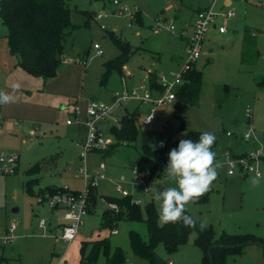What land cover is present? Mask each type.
Returning <instances> with one entry per match:
<instances>
[{"label":"rangeland","instance_id":"1","mask_svg":"<svg viewBox=\"0 0 264 264\" xmlns=\"http://www.w3.org/2000/svg\"><path fill=\"white\" fill-rule=\"evenodd\" d=\"M123 1L131 7H139L141 20L131 19L128 14L114 13L112 0H69L71 7L77 5L94 11L92 18H95L91 26L83 25L78 29L77 48L71 51L69 39L64 53L65 58L73 59L71 64L64 65L69 66V71L75 65L85 68V64L76 62L77 53L85 56L83 58L88 57L85 76L74 78L72 75L70 82L62 78L50 85V90L53 88L55 92L65 89L70 95H76L70 98L72 102L78 101L75 106L80 105V97L110 101L113 95L111 91L122 88L123 84L129 88L139 87L142 82H148V72L177 68L180 56L186 55L185 40L179 30L169 32L163 29L155 32V17H168L166 24L173 19L180 29L198 8L208 5L210 0ZM103 8L107 14L96 18L97 12ZM216 8L233 10L235 13L224 19L228 26L226 32L209 29L203 54L194 63L195 68L202 73L198 103L192 105L175 101L158 106L156 118L151 125L146 126L142 120L149 113L150 106L130 101L119 111V115H137L136 139L119 144L117 151L112 153H90L87 159L89 171L92 173L95 169H102L108 176L107 179L98 180L97 186L93 187L99 197L119 196L118 186H122L141 200L140 207L146 213L149 202L157 209L160 207L161 202L154 199L157 191L175 187L176 184L168 178L165 171L167 163L154 157L142 159L144 145L154 147L162 138H170L176 141L178 147L181 139H187L189 130L210 132L217 138L215 153L219 165L218 178L205 194L207 198L201 197L195 203L188 204L187 212L199 222L206 221L217 236L223 230L230 234L251 232L264 240V176L229 175L228 166L224 163L226 151L249 154L264 148V0H230L229 4L226 0H218ZM72 16L74 22L81 19L75 12ZM218 21L222 22L223 18L220 17ZM102 24L105 28L101 27ZM188 30H191V26ZM111 32L119 41L129 44L132 56L125 64V69L122 72L113 71L104 84V63L119 54L118 47L110 38ZM6 33L7 27L0 16V38ZM95 43L101 44L102 55L96 54ZM36 80L39 83L29 96L31 99L56 97L47 95V91L45 95L41 93V82L44 80ZM70 111L71 106L61 111L62 117L57 124L41 123V129L36 128L38 136H32L34 142L31 146L23 142L26 134L22 130L11 134L0 128V148L21 153L18 173L0 178V228L13 221L18 223L14 232L15 240L0 247V264H109L116 256L117 248L123 253V264H151L149 259L134 253L130 239V233L134 231L148 242L147 222L144 219L132 220L117 212L108 213L110 217L104 219L103 212L108 204L100 198L91 200L93 208L83 216L79 234L72 242H58L51 237L54 233L50 229L53 224H57L58 219L45 203L47 198L64 186L73 191L85 187L83 174L78 169L80 140L73 126L65 125ZM38 124L34 122L31 129ZM51 130L54 132L51 133ZM44 131L47 132L45 136ZM105 131L112 135L108 125ZM228 132L232 135H227ZM246 133L252 136L245 139ZM38 160H41L40 182L33 185L30 195L25 191V169ZM135 166L152 183L150 191L135 181ZM261 167L264 172L263 163ZM149 176L153 179H149ZM254 182H257L256 186ZM48 185L56 186L46 187ZM38 198L41 202H38ZM60 213L62 218L63 211L60 210ZM42 219L47 221L44 229L39 227ZM113 228H117L116 234L112 233ZM195 238L196 232L191 233L188 243L172 253H168L163 244L157 247L156 252L167 262L172 259L174 264H203V252L195 245ZM97 241L103 242L97 259H83L82 248L86 257ZM105 242L109 243L108 248L103 245ZM263 250L261 244L245 245L227 254V264H264Z\"/></svg>","mask_w":264,"mask_h":264},{"label":"trees","instance_id":"2","mask_svg":"<svg viewBox=\"0 0 264 264\" xmlns=\"http://www.w3.org/2000/svg\"><path fill=\"white\" fill-rule=\"evenodd\" d=\"M74 10L70 6L69 0H0V16L4 25L7 27V38L11 52L18 56L19 64L29 73L41 76L48 80L57 74L58 68L64 59V53L68 40L74 44V31L81 24L75 23L71 19V13ZM84 12L89 18H92L93 11L88 9H78ZM138 19L141 20V11L138 13ZM112 42L118 47L119 54L104 63L105 73L102 75V83H106L113 71H123V66L131 59L132 52L128 43L119 41L113 32L110 33ZM134 53V52H133ZM157 73L149 72L148 80L152 86L157 85ZM186 82L176 90L177 101L196 105L199 99V92L202 83V73L194 68L186 76ZM137 116L134 114H123L120 119V126L112 128V134L117 138L118 143L111 145L109 148L100 150L107 154L117 151L120 142L134 141L138 134ZM205 131L189 130L187 139L197 141L199 136ZM164 146L160 147V142ZM177 147L175 140L162 138L156 146L144 145L142 159L151 157L168 163V153L172 148ZM217 138L213 145V151L216 152ZM40 171V165L30 167L27 172L35 174ZM149 179L153 177L149 176ZM37 178L27 181V192L31 193L33 182ZM90 200L97 201L98 194L94 188L90 189ZM108 201L116 202L121 210L118 214L132 220L144 219L148 225V242L143 241L141 236L132 231L130 233L131 244L135 254L149 259L151 264H157L155 253L157 247L163 244L168 253L177 251L181 246L186 245L191 233L196 232L195 245L202 252L203 264H227V254L235 251L240 247L248 245L249 242H260L264 247L263 238H259L253 233L230 234L225 230L217 236L212 226H207L204 231L199 228L200 222L196 221V227H185L182 222L168 223L163 227L158 224L157 208L151 202L146 206V213L141 209L140 204L132 203L131 197L105 196ZM202 198H207L205 195ZM110 208L103 212L106 219L112 213ZM104 241V240H100ZM103 242L97 241L90 254L85 257L84 248H82L83 259L96 260L98 252ZM106 248L109 243L103 244ZM264 251V250H263ZM120 248L116 250V256L109 264H123L124 258ZM171 260V259H170Z\"/></svg>","mask_w":264,"mask_h":264},{"label":"built area","instance_id":"3","mask_svg":"<svg viewBox=\"0 0 264 264\" xmlns=\"http://www.w3.org/2000/svg\"><path fill=\"white\" fill-rule=\"evenodd\" d=\"M217 2L218 0H210L208 5L196 10L190 31L187 24L178 29L173 19H170V22L166 24L169 20L168 17L164 15H157L155 17L154 31L160 32L166 29L169 32H176L179 30L180 35L185 40L186 50V55L177 68L157 73L156 86H152L149 80L147 83L142 82L139 87L129 88L123 84L122 88L113 91L110 101L91 97L88 99L87 115L84 121H80V107L75 106L74 119L78 123L82 122L84 127L78 169L83 174L85 187L81 190L73 191L68 186H64L45 201L50 209L63 211L61 227L57 233L53 234L58 242L63 241L68 244L77 237L83 224V216L93 208L90 200L91 187L97 186L98 180L107 179L102 169H95L90 173L87 159L90 153L107 149L111 145L118 143L117 138L112 134V128L120 126L121 116L119 115V111L124 109L123 106L130 101L149 105V113L142 122L146 126L151 125L156 118V108L158 106L172 104L177 101L176 90L187 81L186 76L188 72L195 68L194 63L202 56L204 42L209 29L215 28L219 32L227 31L228 26L224 22V19L232 17L235 12L233 10L217 9ZM112 4L114 5L112 8L114 13L128 14L131 19H138V13L141 10L137 5L131 7L123 0H112ZM106 14L107 11L105 10L99 11L96 14V18H100ZM220 17L223 18L222 22L218 21ZM101 27L105 28V25L102 24ZM94 48L97 50V55H102L100 43H95ZM106 125L109 126V131L112 135L106 133ZM36 128L31 130V135L36 134ZM227 135L230 136L232 134L228 132ZM251 136L252 134L246 133L244 138L248 139ZM120 144H126V142H120ZM224 163L228 166L227 172L229 175L244 176L252 174L256 178H262L264 172L261 163L264 164V148H260L249 154L240 155L226 151L224 153ZM19 166L20 153L18 151L0 148V177L15 174ZM134 173L135 181L144 186L146 191H150L152 183L147 179V176L142 175L138 171L137 166L134 167ZM118 192L120 194L119 197H131L132 203H141V200L134 197L131 192L122 186H118ZM99 198L105 201L108 204V208L112 211L120 212L121 208L116 202L108 201L103 195ZM38 202H41V199L38 198ZM17 226L18 223L13 221L7 227L0 228V247H5L15 240L16 235H14V232ZM46 226V219H42L39 227L44 229ZM117 232V228L112 229L113 234ZM168 264H174L173 260H169Z\"/></svg>","mask_w":264,"mask_h":264},{"label":"crops","instance_id":"4","mask_svg":"<svg viewBox=\"0 0 264 264\" xmlns=\"http://www.w3.org/2000/svg\"><path fill=\"white\" fill-rule=\"evenodd\" d=\"M226 3L229 4L230 0H226ZM113 6L114 5L112 4V7ZM72 7L74 8L72 13L75 12L81 17V19L78 20V22H75V23L81 24V26L78 29L80 30V28L83 25L91 26V21H92V19H95V18H89V20H88L87 19L88 16L86 14H84V12H80L78 10V9H82V10H85V9L80 8L77 5L72 6ZM103 10H105V9L103 8L101 11H103ZM72 13H71V19L73 18ZM92 14H94V11ZM194 15H195V13H193V15L191 17H189L188 20L185 21V24H187L188 27L191 26L192 20L194 19ZM72 21L74 22L73 19H72ZM78 29L74 31V38H73L74 44H73L72 49H71L72 52L78 46L77 45L78 42L76 39V33L79 31ZM252 32L254 33L255 31L253 30ZM222 33H224V32H222ZM184 48H185V43H184ZM203 48H204V46H203ZM77 54H78L77 59L76 58H74V59H76V62H78V63L85 64V68H83L82 66H79V65H75V66H71V71L67 70V69H69V66H64V65L71 64V61L73 59H72V57H66V58L64 57L61 65L58 68L59 70L57 71V74L48 80L43 79L44 82L43 81L41 82V85L43 86V89H41V93L44 94L47 91L48 92V93H46L47 95L50 94L51 96L53 95V97L54 96H56V97L51 99L48 97L41 98V96H40L39 98H36L34 100V99H31L29 96L32 95V91H34V89L37 88V84L39 82H37L38 80H36V79H41L42 77L29 73L25 68H23L19 64L18 56L11 52L9 40L7 38V33H6V35L3 36V38H0V91L11 92L12 86L14 84L20 85L19 90L15 93L16 96L18 97L16 102L10 103V104H5V105H0V117H1L0 128L5 129V131L8 130L11 134H17L16 132L18 130H22V133L26 134L25 135L26 139H23V142H25L28 146H31L32 143L34 142V139H32V136H36V135L38 136V133H36L35 135H31V130H32L31 125H33L34 122H38L39 124H38L37 128L40 130L41 129V123H43V122L46 124H50V125L51 124L54 125L55 123L57 124L59 122L58 119H60L62 117L61 111L68 109L69 106H71V111L68 112L69 118L67 119L65 125L73 126V128L75 129L76 137L80 140V148H81V143H82L83 137H84V127L82 125V122L78 123L74 119V109H75L76 102H78V101L77 100H75L74 102L70 101L71 96L76 97V95H70V93H68L65 89H62V90L60 89L57 92L53 91L54 90L53 88H51V90H50V85L52 83H54V81H57V79L66 78V80L68 82H70V81H72V78H71L72 75L74 76V78H76V77L81 78V76L82 77L85 76L86 71H87L86 67L88 65L87 64L88 57L83 58L85 56H81L79 53H77ZM172 58H174V57H172ZM183 58H184V56H180V60L178 59V63H180ZM125 66L126 65L123 66L124 69H125ZM153 72L159 73L161 71L156 69V71H153ZM33 79H35V80H33ZM106 83H104V84H106ZM111 92L113 93V90ZM111 97H112V95H111ZM88 99H89L88 97H86V98L80 97V100H81V103L79 105L80 106V121L86 119V114H87L86 109L88 106ZM60 105H61V107H59ZM125 110H127V109H125ZM28 131H29V133H28ZM53 132H54V130H51V133H53ZM27 135L29 138L27 137ZM43 135L44 136L47 135V132L44 131ZM3 149H5V148H3ZM6 150L17 151V150H13V149H6ZM97 152H100V151H97ZM241 154H244V153H241ZM235 155H240V154H235ZM20 158H21V153H20ZM37 164L40 165V171L38 173H35V174H29L27 172V170L30 167L37 165ZM20 165H21V163H20ZM19 169H20V166H19ZM25 170H26V174H27V179H26L25 184H24L26 188L25 187L24 188H25V191H27V187H28L27 181L29 179L37 178V180H35L33 182V185L39 184V182H40L39 181V174L41 172V160L30 163L29 165L26 166ZM16 173H18V171ZM106 176H107V174H106ZM5 177H8V176H5ZM0 178H3V177H0ZM107 178H108V176H107ZM83 179H84V177H83ZM33 185H32V191H33ZM254 185L256 186L257 182H254ZM50 186H56V185H48L46 187H50ZM29 194L32 195V193H29ZM52 212L54 213V216L58 219L57 224H53V226L50 229L52 231L51 233L55 234L59 231V229L61 227L62 221H60V219H61L62 214L60 213V210H52ZM7 226H5V227H7ZM51 237L54 238L53 235H51Z\"/></svg>","mask_w":264,"mask_h":264},{"label":"clouds","instance_id":"5","mask_svg":"<svg viewBox=\"0 0 264 264\" xmlns=\"http://www.w3.org/2000/svg\"><path fill=\"white\" fill-rule=\"evenodd\" d=\"M20 85L14 84L11 92L0 91V105L16 102V92ZM216 141L214 134L204 132L197 141L181 139L178 147L172 148L165 171L168 178L174 181L175 187H165L157 191L154 199L160 201L157 209L158 224L163 227L168 223L182 222L185 227H196V221L187 213V205L195 203L213 186L218 178L216 153L213 145ZM164 142H160V147ZM201 231L207 228V222L199 224Z\"/></svg>","mask_w":264,"mask_h":264},{"label":"water","instance_id":"6","mask_svg":"<svg viewBox=\"0 0 264 264\" xmlns=\"http://www.w3.org/2000/svg\"><path fill=\"white\" fill-rule=\"evenodd\" d=\"M249 244H261V243L260 242H257V243L249 242ZM155 259H156L157 264H168V262L165 259H163L158 253H155Z\"/></svg>","mask_w":264,"mask_h":264}]
</instances>
